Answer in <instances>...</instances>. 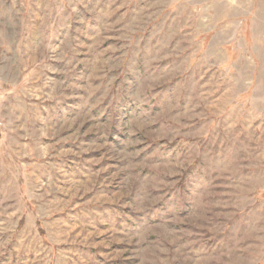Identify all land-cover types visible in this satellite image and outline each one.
Instances as JSON below:
<instances>
[{"label": "rangeland", "instance_id": "obj_1", "mask_svg": "<svg viewBox=\"0 0 264 264\" xmlns=\"http://www.w3.org/2000/svg\"><path fill=\"white\" fill-rule=\"evenodd\" d=\"M0 264H264V0H0Z\"/></svg>", "mask_w": 264, "mask_h": 264}]
</instances>
